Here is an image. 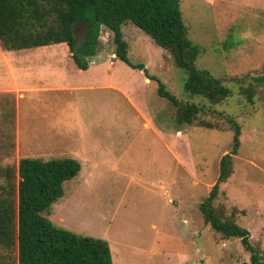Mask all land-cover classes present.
<instances>
[{"label":"rangeland","instance_id":"374dc122","mask_svg":"<svg viewBox=\"0 0 264 264\" xmlns=\"http://www.w3.org/2000/svg\"><path fill=\"white\" fill-rule=\"evenodd\" d=\"M181 9L200 48L198 66L224 78L231 96L219 103L188 96L186 70L131 21L123 25L128 57L144 68L114 53L104 26L83 72L67 43L7 52L0 44V163L17 168L23 157L81 155L80 172L64 182V194L45 215L107 239L114 264H251L240 238L212 229L200 204L218 178L221 157L232 150V117L241 126V145L217 203L235 212L264 251V0H181ZM87 32V24L77 26L78 38ZM35 52L50 55L57 77L44 74L39 62L47 61L38 54L33 60ZM15 58L24 66L17 75L22 84L57 81L66 88L34 99L21 91L17 101L5 89ZM159 82L198 104L199 119L215 125L178 124L176 107L158 94ZM250 83L252 102L241 91Z\"/></svg>","mask_w":264,"mask_h":264},{"label":"trees","instance_id":"16d2710c","mask_svg":"<svg viewBox=\"0 0 264 264\" xmlns=\"http://www.w3.org/2000/svg\"><path fill=\"white\" fill-rule=\"evenodd\" d=\"M131 21L168 51L188 77L184 90L219 103L232 95L222 77L200 68V48L189 36L181 0H0V44L6 51L67 43L76 65L89 67L96 55L101 27L112 31L115 52L134 65L129 57V42L123 25ZM88 25L80 39L77 26ZM134 67L144 68L143 65ZM240 84L241 78L234 77ZM264 82V78L260 79ZM158 94L176 107L178 124L215 125L199 119L201 107L182 100L159 82ZM249 101L254 99L252 84L241 86ZM232 150L219 162V175L209 194L200 204L205 221L225 238L238 237L251 252V264H264L262 252L251 242L250 231L217 203L221 184L231 177L233 155L241 145V126L232 118ZM81 162L70 156L43 159L23 157L18 167L0 163V264H114L107 239L60 226L45 215L54 201L64 194V182L76 176Z\"/></svg>","mask_w":264,"mask_h":264},{"label":"crops","instance_id":"0c3cea01","mask_svg":"<svg viewBox=\"0 0 264 264\" xmlns=\"http://www.w3.org/2000/svg\"><path fill=\"white\" fill-rule=\"evenodd\" d=\"M7 54H10V52H8ZM36 54H38V53L35 52L34 55H31V58H33V60H35ZM64 55H66V53H64ZM70 55H72L71 52H70ZM38 56H42L43 60L47 61V62H43L44 66H43L42 62H39L40 63L39 66H42L44 68L43 70H45L44 74L48 75V76H51L53 74V75H55L57 77L58 73H55L54 70H53L54 73H51L52 69H54L55 65H53L51 62H48L50 60V55L47 54L45 56V54H38ZM15 61H16L15 65L11 64L12 66L15 67L14 69L13 68L11 69L12 70V75H15V76H13V80L9 82V84L5 87V89H7L12 94H14L16 96V98H17V101L20 100L19 95L21 94V91H27V93H29V94L32 93V97L34 99V98L40 97L41 94L44 95L45 92L59 91V90H62L61 88L65 87L64 82L61 84V83H58L57 81L56 82H52L51 81V83H47V84H45V83L42 84L40 81L37 82V83H34V84L33 83H29L27 85L22 84L21 82H19L17 75H18V72L22 71L24 66L21 65V64H17L18 63L17 58H15ZM32 66L34 67V65H32ZM28 68H29V66H28ZM59 69L61 70L60 67H59ZM13 71H15V74H13L14 73ZM78 71L79 72H83V71H86V69L84 70V69L78 67ZM59 76H60V72H59ZM17 106H18L17 107V109H18L17 116L20 117L19 116V105L17 104ZM57 122H59V121H57ZM72 157L78 159L81 162V164H84V161H83V158H82L81 155H73Z\"/></svg>","mask_w":264,"mask_h":264}]
</instances>
